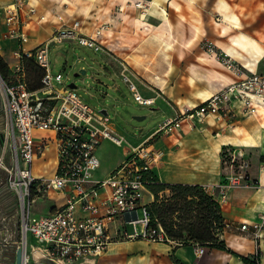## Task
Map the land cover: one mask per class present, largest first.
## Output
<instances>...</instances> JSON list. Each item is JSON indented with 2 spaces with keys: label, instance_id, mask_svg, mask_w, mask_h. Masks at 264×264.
<instances>
[{
  "label": "crops",
  "instance_id": "0c3cea01",
  "mask_svg": "<svg viewBox=\"0 0 264 264\" xmlns=\"http://www.w3.org/2000/svg\"><path fill=\"white\" fill-rule=\"evenodd\" d=\"M28 1L36 6L37 13L30 21L29 42L26 44H20L17 39L4 36L6 28L3 23V13L0 11L2 37L0 54L10 68L17 61L16 50L22 47L30 50L45 42L51 37L58 24V17L53 11L41 6L43 0ZM116 1L95 3L93 10L82 8L81 13L85 16L80 19L83 21V31L87 35H93L97 27L102 24L108 25L100 39L103 43L102 47L98 49L106 64L105 67L112 76L119 75L124 82L125 78H130L136 89H131L133 94L138 92L145 98L153 99V103L146 105H151L153 110L161 113L162 119L176 115L185 106L200 104L226 83L241 77L235 73L231 74L215 52L204 49L202 43L211 28L220 32V38L214 40V45L220 52L224 51L228 54L227 49H230L229 56L236 61H241L239 59L242 57L247 58L246 62L250 63L251 68L242 62L244 69H247L243 76L248 71H257L264 60L263 37L251 36L242 31L246 34L245 38H239L236 44L233 37H236L239 31L233 32L235 28L230 25L228 31L223 30V25H227L228 22L223 16L226 9L222 3L220 4V0H152L146 11L133 7L130 0H121L115 4ZM12 2L13 0L0 5V9ZM227 2L231 6L230 10L238 15L239 21L242 22L243 12L235 8L229 0ZM246 2L248 1L237 0L235 3L243 7L250 6ZM63 16L69 21L76 19L70 17V14ZM215 16L220 17L219 21ZM41 17L45 19L42 20ZM197 24L202 29L200 33L197 31L199 27H195ZM213 24L217 25L216 28H213ZM239 45L249 50L253 58L239 48ZM68 52L70 53V50ZM113 88L124 96L118 84ZM94 97L103 103L104 95L96 94ZM104 105L101 104L103 108L98 110L110 115L109 109ZM144 116L136 117L142 119ZM4 126V115L0 114V132L3 131ZM109 127L125 137L127 142L129 138L115 122L110 120ZM154 130L155 128L144 134L139 141L130 140L125 146L126 142L118 145L113 140L104 139L97 148L101 164L95 172V177L109 176L128 157L133 146L145 141ZM36 134L43 136L52 132L37 131ZM155 144L165 152L161 162L153 165L160 181L204 185L206 190L221 202L222 215L225 222L230 224L220 235L221 239L226 241L227 247H231L243 256L259 253V260L264 264V242L259 243L248 230L239 228L244 221L250 223L259 221L264 212V171H261L259 166L252 170V174L261 182L258 188L242 186L231 189L225 200L221 199L218 188L228 172H224L222 166L225 146L242 150L246 158L253 153L257 155L259 163L264 161V106L256 114H244L237 110V116L230 119L219 120L209 115L204 122L196 121L192 126L184 122L176 133L158 135ZM113 145L120 148L111 151ZM43 154L51 155L54 172L57 164L55 143L52 142ZM101 167L105 172H100ZM50 192L61 195L63 201L61 204H52L46 214L55 207L65 204L66 200L64 192L56 190ZM164 193L169 194V190L160 194ZM49 194L42 198H49ZM147 195L150 198L143 201L145 203L153 201L154 195L151 190L146 192L144 198ZM12 210L15 211L13 215L17 214L16 197L7 187V180L0 175V221H6L8 213ZM6 223L3 222L0 227V264H14L15 246L12 242L7 244L5 242L17 234L18 227L16 223L14 227L13 225L7 227ZM31 244L35 245L33 236ZM33 246L31 252L34 257H42V252ZM203 246L206 247L205 252L199 253L195 243L179 244L175 240L157 242L149 239H118L100 256L85 258L80 264H247L241 257L229 251Z\"/></svg>",
  "mask_w": 264,
  "mask_h": 264
},
{
  "label": "built area",
  "instance_id": "2783aa9c",
  "mask_svg": "<svg viewBox=\"0 0 264 264\" xmlns=\"http://www.w3.org/2000/svg\"><path fill=\"white\" fill-rule=\"evenodd\" d=\"M151 1L130 0V3L146 11ZM0 11L6 28L4 36L15 38L20 44L29 42L30 21L37 13L35 6L28 0H13ZM57 17L58 24L49 39L30 50L22 47L15 51L17 61L11 66V78L5 79L0 74L5 112L0 169L9 172L8 186L16 197L20 214L18 232L5 244H14L15 259L17 249H22L21 264H32L36 258L38 264H80L85 258L100 256L118 239L173 241L158 221L156 225L150 224V202L143 201L149 191L148 184L156 182L153 165L161 162L165 154L156 146L155 138L176 133L184 122L190 126L196 121L204 122L209 115L224 120L237 116V110L256 114L264 106V74L255 71L243 76L245 72L231 62L229 54L218 52L215 45H210L208 50L215 52L226 68L241 77L223 85L200 104L185 106L176 115L163 119L145 141L133 146L128 157L109 176L96 178L95 172L101 164L97 148L101 142L109 139L123 145L126 139L109 127V115L86 102L76 88L63 84L64 75L53 74L49 53L53 44L63 41L98 50L108 25H101L93 35H87L79 18L69 21L62 14ZM1 41L0 35V47ZM23 56L33 57L44 69L42 86L38 89H29ZM56 82L63 86L57 87ZM125 82L136 90L130 78H125ZM134 97L142 105L153 103V99L138 92ZM37 131L52 134L38 136ZM52 142L57 155L54 172L38 176L34 162ZM223 150L222 161L230 171L218 185L221 199L225 200L231 189L261 185L259 179L256 185L250 179L251 166L242 150L233 146H225ZM260 164V170L264 171V161ZM51 190L64 192L65 204L46 215L33 217V203ZM139 208H142V217H139ZM131 223L134 230L129 233L126 224ZM139 224L142 230L138 229ZM227 226L230 224L225 222L224 228ZM239 228L248 230L259 243L264 242V212L259 221H244ZM32 236L34 246L42 252L40 258L31 252ZM195 244L199 253L205 252L206 247Z\"/></svg>",
  "mask_w": 264,
  "mask_h": 264
},
{
  "label": "rangeland",
  "instance_id": "374dc122",
  "mask_svg": "<svg viewBox=\"0 0 264 264\" xmlns=\"http://www.w3.org/2000/svg\"><path fill=\"white\" fill-rule=\"evenodd\" d=\"M11 0H0V5L10 2ZM107 2V0H43L41 6L49 8L55 16L58 15H68L70 14V17H75L76 19L79 18H85V16L81 13L82 8L93 10L94 4L100 2ZM247 4L250 6H240L236 5L235 2L237 0H229V2L232 3V5L235 8H239L240 11L243 12V18H242V27L238 29H233V32L238 34L236 37H233L234 43H238L239 38H245L242 31L246 32L248 35L251 36H257L260 35L264 38V0H247ZM117 2H121V0H117ZM118 4V3H117ZM254 4V5H253ZM257 4V5H255ZM35 6V5H34ZM36 7V6H35ZM134 7V6H133ZM135 9V8H134ZM138 9V8H136ZM141 10V9H139ZM216 20L219 21L220 17L215 16ZM86 23V22H85ZM84 23V24H85ZM83 24V21H82ZM87 24V23H86ZM104 25V24H102ZM213 28H216V24H213ZM195 27H199V30H197L199 33L202 30L200 25L197 24ZM219 27V26H218ZM228 25H223V30L228 31L229 30ZM108 28V27H107ZM221 28V27H220ZM247 35V36H248ZM220 36V32L218 29L211 28L210 32L206 36V39L203 40V47L204 49H209L211 46H214V40L217 39ZM250 37V36H248ZM220 38V37H219ZM231 42V44L233 43ZM72 45V46H71ZM69 44L67 41L61 42L60 44H53L50 49L49 53V59H51V69L53 74L61 73L64 75V82L63 84H70L74 82L77 85L76 90L82 95L83 99L88 102L91 106L96 107L97 109L101 110L103 107L101 104H105V108L109 109V117L110 120L115 122L117 126L120 128V130L124 133V135L129 138L127 142L124 144V146L129 143L131 140L139 141L143 138L144 134L148 133L150 130L156 128L160 124V122L163 121L162 114L158 113L157 111L152 109L151 105H142L139 104L134 97L133 92L131 89H129L128 84L124 82V80L121 79L119 75L112 76L110 71L105 67L106 64L104 62V59L101 55V52L98 50L92 49L87 46L83 45H76V44ZM239 48H241L245 53H247L248 56L253 58L252 53L249 52V50L244 49L243 46L239 45ZM227 49V48H225ZM70 50V53L68 52ZM68 52V53H67ZM228 54L231 53L230 49H227ZM236 57V56H235ZM234 57V58H235ZM231 59V62L236 65L237 68H240L242 71H246L247 69H244L242 66V62L249 68H251L250 63L248 61L246 62L247 58H241L236 61L232 57H228ZM262 59V58H261ZM255 60V59H254ZM85 69L86 72L84 74H79L78 76L76 73H78L79 70ZM231 72V74H234V71L226 68ZM258 73L264 74V60L260 64V67L257 69ZM248 74H251L250 71H248ZM62 83L56 82L57 87H62ZM118 84L120 88L123 90L124 96L120 94L119 90L114 89V85ZM102 94L104 95L103 103L99 101L94 95ZM125 97V98H124ZM0 114L4 115L5 120V112L3 108V100H2V92L0 87ZM146 115V116H144ZM136 116H144V118L139 119ZM117 148H120L119 146L113 145L111 146V151L113 149L117 150ZM48 155V154H47ZM44 155L41 158H38L34 162V172L38 176H49L53 171V162L51 161V155L49 154ZM250 168H249V174L250 179L252 182L257 184V178L254 174H252V170L255 167L262 166L259 161L257 155H254L253 153L247 157ZM222 166L224 169V172L230 171V169L226 168L222 161ZM100 172H105L104 168L101 167ZM0 175H3L4 179L7 180V187L8 186V176L9 172H7L4 169H0ZM255 188H258V186H253ZM150 197L147 195L144 200L149 199ZM63 201V197L61 195H57L54 192H50L49 198H37V200L33 203L31 207V214L34 217H40L45 215L52 204L57 203L61 204ZM18 209V208H17ZM13 212L10 211L8 213L6 221L2 222L0 221V227H2L3 222L9 221L11 224L9 225V222L6 223L7 227H10L14 223H16L17 227L19 226L20 222V214L17 210V214L13 215ZM143 216L142 208H139V217ZM6 227V228H7ZM142 225H138V229L142 230ZM126 229L129 233H131L134 230V225L126 224ZM18 230V229H17ZM227 236L229 233L226 234ZM12 237V236H11ZM1 238V237H0ZM15 239V238H14ZM1 255V253H0ZM32 264H38L37 258L34 259Z\"/></svg>",
  "mask_w": 264,
  "mask_h": 264
},
{
  "label": "trees",
  "instance_id": "16d2710c",
  "mask_svg": "<svg viewBox=\"0 0 264 264\" xmlns=\"http://www.w3.org/2000/svg\"><path fill=\"white\" fill-rule=\"evenodd\" d=\"M219 52V49L216 48ZM26 67L29 89L42 86L44 69L33 57L23 56ZM0 74L5 79L11 78V68L0 54ZM224 152L222 153V156ZM156 182L149 183V190L154 195L149 203L152 217L151 225L161 224L169 238L179 244L200 243L208 247H217L229 251L247 264H261L260 254L241 255L231 247L220 235L224 232L225 219L222 215L221 202L199 183H166L161 182L155 174ZM169 190V194H160Z\"/></svg>",
  "mask_w": 264,
  "mask_h": 264
},
{
  "label": "bare ground",
  "instance_id": "6f19581e",
  "mask_svg": "<svg viewBox=\"0 0 264 264\" xmlns=\"http://www.w3.org/2000/svg\"><path fill=\"white\" fill-rule=\"evenodd\" d=\"M221 3L226 9L225 15H223V16L225 17L226 21L228 22L227 25H230L236 29L241 28L242 27L241 21H239L238 15H236L233 11L230 10L231 6L227 2V0H220V4Z\"/></svg>",
  "mask_w": 264,
  "mask_h": 264
},
{
  "label": "water",
  "instance_id": "95a60500",
  "mask_svg": "<svg viewBox=\"0 0 264 264\" xmlns=\"http://www.w3.org/2000/svg\"><path fill=\"white\" fill-rule=\"evenodd\" d=\"M85 72H86L85 69H81V70L78 71V73H76V75L78 76L79 74H84ZM69 85L72 88H77V85L74 82L70 83ZM3 143H4L3 133L0 132V150H1L2 146H3ZM16 252H17V256H16V260H15L14 264H21V262H22V255H23L22 249L19 248V249H17Z\"/></svg>",
  "mask_w": 264,
  "mask_h": 264
}]
</instances>
